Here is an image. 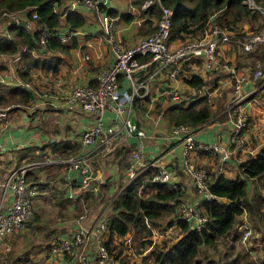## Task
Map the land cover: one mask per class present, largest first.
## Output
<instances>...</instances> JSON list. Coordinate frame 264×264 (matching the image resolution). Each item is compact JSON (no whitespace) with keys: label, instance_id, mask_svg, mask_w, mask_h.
Here are the masks:
<instances>
[{"label":"crops","instance_id":"crops-1","mask_svg":"<svg viewBox=\"0 0 264 264\" xmlns=\"http://www.w3.org/2000/svg\"><path fill=\"white\" fill-rule=\"evenodd\" d=\"M74 1L64 0L62 6H67V10L75 9L84 15L85 21L77 29L85 30V33L76 35L68 43H63L66 46L64 50H55L48 47L46 49L43 46L33 50V56L41 57L40 59L44 60L41 64L38 63L40 66L37 64L36 66H31L30 62L28 64L29 59L22 57V49L13 52L10 55L11 57L6 60L5 56L0 54V74L12 75L10 80L5 83H0V95L4 94L5 96V91L8 92L12 88H16L17 91L22 88L32 94L31 88L27 84L39 86L42 90L45 89L46 93L57 92V87H59V83L61 82L64 84L84 82L92 85L96 84L97 72L110 65L114 60V56L105 40L102 29L99 27L96 13L89 7L78 2L74 3ZM102 1V9L104 11L109 13V8H113L116 11L115 14H109L117 16V23L122 28L123 38L127 42L135 41L139 37L148 34L142 33L143 31H141L144 30L141 25L143 20L141 22L137 21L136 17H140L142 8L141 6L139 8L133 6V0ZM60 8L57 7L58 10ZM66 13L65 10L60 15L61 33L71 28L66 22ZM122 13H128L131 17L123 19ZM15 15H17L18 21H25V18L19 17V12L15 13ZM6 28L9 30V26H6ZM179 42V40H174L172 44H178ZM226 50L227 45L221 47L217 52L220 60L221 58L229 57L225 54ZM230 54L233 55L232 53ZM16 55H19L18 60L14 59ZM85 55L89 56L86 60L83 59ZM18 61L20 62L16 64ZM205 67L202 60L197 59V61L195 60L192 64L187 65V71L203 75L206 78L208 77V72L211 71L206 68L208 72H204ZM40 74L46 76L41 77L39 80ZM168 82H171V80L162 73L158 78L152 80L150 94L145 98L134 101L135 116L141 117L140 119H143L144 115L150 117L148 119L149 125L146 127L147 135L143 138H139L132 133L127 135V131L124 129L125 135H122L121 139L115 140L113 147L109 149H105V146H100L97 142H93L84 147L81 145V132L94 122V115L85 111L78 103L57 107L40 106L32 110L27 109L25 106L22 107L24 104H20L19 106H13L5 116L0 117V178H3L7 171L16 165L26 160L38 159L44 153L55 159V161L42 167H32L27 171V179L36 183L38 187L34 215L27 222L28 228L25 226L27 230H30V226H32L34 228L33 232L35 233L36 240H32L31 245L37 244L35 245L37 249L35 250L36 252L30 251L28 255L31 260V257L35 256L32 262H35V264H82L80 262L74 263L70 255L65 257L54 256L53 258L48 256L47 246L56 238L69 237L80 226L93 227L105 215L108 217L111 215V202L113 198L121 189L130 183V178L125 170L128 164V156L135 147L142 152L147 160L157 159L161 165L172 168L175 171L177 180H179L178 183L183 191L181 200L188 203L201 202L196 196L192 179L186 172L185 167H183L179 151L180 147L176 145L175 141L169 139L172 123L168 122L164 115V110L172 102L176 101L168 98L163 99V96L159 95V87L167 85ZM222 83L223 87L227 85V81ZM254 83L258 84L257 81L250 79L244 86L245 90L249 92L253 88L256 91L257 88L254 86ZM179 84L183 87L180 82ZM183 89V96L194 99L202 92L204 93L206 86L202 87L199 92V90L190 87L185 82V88ZM258 89L260 88L258 87ZM251 94L248 96L250 102L247 104L248 120L252 116H256V125L252 128H246L244 134L247 140L250 136L253 137L254 140L251 141L252 149H250L251 147L249 145L246 148L251 154H254L264 143V106L262 108L253 107ZM6 96H9V94ZM20 108L23 109L21 110ZM103 117L102 125L105 128L109 124L116 122L113 118L114 112L110 108H106ZM211 118L204 125L193 128L197 133L201 129H206L207 132L204 135L208 136V142H227L231 146L229 142L230 125L226 118L223 121L218 120L217 122H211ZM123 139L128 140V143H120ZM80 152L89 153L91 156V183L92 186L97 187V190L81 188L77 171L72 169L68 170L65 165L59 162V159L62 157ZM206 152L204 156L199 155L197 152L192 153L190 158L196 165L199 164L206 167L211 164L213 170L217 167L218 173H223L227 177L233 178L227 174V171L223 167L224 164H235L231 157L228 161H224L221 164L218 153ZM246 158L242 159V161ZM214 159H216L219 167L212 164L213 161L211 162V160ZM174 165L177 167L176 170L173 167ZM66 179L68 181L67 183ZM47 187H51L50 192L45 190ZM42 194L47 196L42 197L39 202L51 199L50 202L56 208L54 214L50 215L47 211H43L42 215H37L38 209L41 208V205H37V200ZM1 195L2 189L0 186V206H4L9 203L11 196L8 193L7 197L2 200ZM102 197L103 199L99 201ZM82 213L84 216L81 217ZM131 234V230L124 236H119L114 233L112 234V240L115 237L125 238L127 240L126 237H130ZM109 236L110 232L106 227L101 233L102 241L107 240ZM105 237L107 238L105 239ZM18 238L19 236L13 237L12 234L8 235L5 244L0 245V250H10L11 244L13 247L20 245ZM95 251L96 243L93 239L90 240L85 251L88 259L87 264H95V260L93 259ZM112 263L113 261L109 264ZM24 264L29 263L25 262Z\"/></svg>","mask_w":264,"mask_h":264},{"label":"built area","instance_id":"built-area-1","mask_svg":"<svg viewBox=\"0 0 264 264\" xmlns=\"http://www.w3.org/2000/svg\"><path fill=\"white\" fill-rule=\"evenodd\" d=\"M81 3L89 7L96 13L99 27L102 29L105 40L110 47L114 60L110 65L100 69L96 74V84L88 82L64 84L59 83L57 92L46 93L41 87L31 88L34 97L24 106L27 109H35L40 106H64L66 104L78 103L88 113L94 115V122L83 129L81 132V145L88 146L97 142L105 149L113 147L115 140L121 139L122 135L130 134L128 129V116L134 114L136 120L137 134L139 138L147 135L146 127L149 125L147 115L141 117L135 116L134 101L148 96L152 90L151 82L164 73L171 82L168 86L159 87V95L166 96L168 99L179 102L191 99L183 96V87L179 84L183 81L182 77L187 76V65L192 64L195 59H201L205 70L225 71L228 74L231 85L229 106L227 107V122L230 125L229 142L215 141L204 142L196 135V130L185 123L172 124L169 133V139L175 141L180 147V155L183 167L192 179L194 190L199 201L202 199L217 198L211 192L209 184V175L206 167L196 165L190 155L199 151H210L220 155V163L228 161L233 154V146L239 147L247 140L244 134L246 129L248 113L247 104L250 102L248 96L253 88L247 92L245 84L251 79L257 81L264 78V70L257 69L254 73H249V68L239 71L235 65H229L221 62L218 58V48L226 46L231 39V31L221 27L217 23H209L205 34L199 38L187 37L180 40L178 44H172L169 40L171 32L172 10L168 6L160 5V15L154 20L155 29L135 41L127 42L123 38L122 28L118 25L117 16H113L102 9V0H75L74 3ZM160 3V0H144L141 4L142 11H147L151 5ZM242 3L249 9L258 13L261 25L258 30L246 35V40L242 42L245 52L254 50L260 45H264V5L256 0H242ZM135 8V7H134ZM134 10V9H133ZM18 21L15 16L8 17ZM37 18L36 11H33L30 18H26L24 24L29 29H36L34 24ZM137 21L143 18L136 17ZM142 23V22H141ZM9 24H4L0 30L1 34H7ZM51 31L43 29L41 31V41L51 36ZM85 30L77 28H68L65 32L59 34L62 43H68L73 37L84 34ZM89 56L85 55L83 59ZM18 60L19 55L14 56ZM18 61L16 64H18ZM207 68V69H206ZM43 74L39 75V80ZM12 75L0 74V83L10 80ZM259 77V78H258ZM201 89L199 90V92ZM202 92L199 95H203ZM198 95V96H199ZM20 104H16L18 106ZM154 105V104H153ZM13 108L8 105L0 108V117L5 116ZM110 108L114 112V122L106 128L102 123L104 120V111ZM120 143L127 144L128 140L123 139ZM174 143V144H175ZM233 144V146H232ZM55 161L50 155L44 153L42 157L24 162L11 168L2 178L0 186L2 189V200L10 193V201L4 206H0V245L5 244L8 235L21 232L34 215L35 199L38 191L36 183L27 179V171L32 167H42ZM59 162L67 167L68 170H75L80 178L81 188L97 190L92 186V166L89 153L80 152L70 154L59 159ZM149 172L146 173V171ZM130 181L139 175H150V181L163 183L168 188L179 187L176 173L172 168L161 165L157 159L147 160L141 151L136 147L132 149L128 156V164L125 170ZM66 179V183H67ZM175 212L180 218L190 222L191 228H200L205 224L206 217L203 214L200 202L188 203L179 200L175 207ZM84 216L82 213L81 217ZM108 216L101 218L93 227H78L72 235L66 238H56L48 245V256H71L75 262L87 264L88 259L85 255L90 240H95L96 251L93 259L95 264H121L110 254L108 248L102 241L101 233L106 228ZM242 230L241 240L245 242L252 233V227L243 214L239 224ZM153 231V241L155 236ZM151 235V237H152ZM131 240L130 237H126ZM126 240V239H125Z\"/></svg>","mask_w":264,"mask_h":264},{"label":"trees","instance_id":"trees-1","mask_svg":"<svg viewBox=\"0 0 264 264\" xmlns=\"http://www.w3.org/2000/svg\"><path fill=\"white\" fill-rule=\"evenodd\" d=\"M63 1L0 0V14L19 12V17L26 19L31 17L33 11L37 13L36 29H29L25 24L8 25V33H0V54L22 49V57L29 59L28 64L30 62L31 66H36L44 60L33 56V50L41 46L46 49H66L59 39L60 15L66 10L65 19L71 28L82 25L85 18L81 12L75 9L67 10V6L63 7ZM256 1L264 5V0ZM142 2L143 0L132 1L133 6L137 8ZM160 5L168 6L172 10L169 40L185 36L199 38L205 34L211 22L237 34L241 33L243 22L252 24L255 30L261 25L258 13L244 5L242 0H160V3L151 5L146 12L141 11L140 16L143 18L141 25L144 29L141 30L142 33H150L155 29L154 20L160 15ZM57 7H61L60 10ZM108 12L116 13L113 8H109ZM128 17L131 15L122 13L123 19ZM256 19L257 24L253 25ZM43 29L50 30L52 33L42 42L41 31ZM254 53L252 50L248 53L253 60L249 66L247 65L249 71L255 69L254 64L257 60L255 58L259 55ZM221 60L223 61L222 58ZM237 63L241 64L240 59H237ZM204 72L208 71L204 70ZM204 77L188 71L183 79L196 90L206 86L204 95L197 96L188 102L185 100L172 102L164 110L169 123H185L198 128L213 116V99L210 100L213 96L211 94L213 89L210 85L216 86L218 78L217 76ZM257 83H263L261 89L264 90V78H259ZM167 86L168 83L162 85L163 88ZM8 92L5 91V96L0 95V104L9 102L26 104L34 97V94L22 88L18 91L12 88ZM8 94L9 96H6ZM249 121L247 120V125ZM197 153L204 156L207 152ZM238 167L239 172L233 178L218 172L210 176L211 173L208 172L210 190L217 198L201 200L200 206L206 221L198 229L191 228L190 222L180 218L175 212L176 204L183 195L180 186L171 189L163 183L144 180V175L133 178L111 202L112 212L106 223L110 236L104 242L110 254L116 260L124 259L122 248L112 242V234L124 236L133 229L135 234L131 239L136 240L137 244L130 243L136 247L135 251L142 253L151 247L147 253L142 255L140 264H264V253L259 254L257 258L252 256V251L257 249L256 247L247 246L241 250L237 249L235 244L241 240L242 230L239 224L243 214H246L252 229L262 230L264 233V193L262 191L264 189V143L256 153L250 154L240 162ZM249 183L252 184L251 191L248 190ZM170 214L173 215L167 219ZM168 227H178L179 234L174 238L169 237L170 234H168L163 237L165 239H162L160 246H155L159 244L152 241L153 231H162ZM170 239L172 240L169 241ZM248 239L245 242L241 240L242 244L246 245ZM35 245L37 244L31 247ZM30 251L31 248L28 247L19 256L14 257L12 262L35 264L28 256Z\"/></svg>","mask_w":264,"mask_h":264},{"label":"rangeland","instance_id":"rangeland-1","mask_svg":"<svg viewBox=\"0 0 264 264\" xmlns=\"http://www.w3.org/2000/svg\"><path fill=\"white\" fill-rule=\"evenodd\" d=\"M6 16H9V17L10 16H15V13H13V14L1 13L0 14V30L2 29L4 24L10 20V18H6ZM15 17H17V16H15ZM257 21L258 20L256 19L253 25H256ZM34 24L36 26V21L34 22ZM256 30H258V29H256ZM256 30L252 27V24H249L248 22H243L242 23V31L239 34L235 33L232 30H230L232 35H231L230 42L227 44V50L225 51L226 56H229V57H225L223 59V61L221 60V62H226L229 65H235L239 71H242V69L243 70L247 69V67L249 66V64H251V62H253V60H252L251 56L248 55V53L251 52V51L245 52L244 49H243V46H242V42H244L246 40V35H248L251 32H254ZM187 37H189V36H185L183 38H177V39H174V40H179L180 41V40H183V39H185ZM174 40H171V41H174ZM261 50H262V54H260ZM252 52L253 53L255 52L254 53L255 55H256V53H258L259 55H258V58H255V59H257V60H255V64H254V66H255L254 68L255 69L249 71V73H254L257 69L264 70V45L258 46L257 48L254 49V51L252 50ZM12 53L13 52L8 51L6 53H1V54L3 56H5V60H6L9 57H11L10 55ZM230 53H232L233 55H231ZM231 57H233V58H231ZM237 59H240V61H241L240 65H238ZM24 65H25V63H24ZM24 65H23V67H24ZM243 67H245V68H243ZM219 71L220 70L214 71L212 73L208 72V74H209L208 78H210L211 76H217V78H218V83H217L216 86L212 87V85H210V88L214 90V92H213L214 96H212L210 98V100L213 99L212 108L214 110V114H213V116L211 118V122H214V121L217 122L218 120L223 121L225 118H227L226 110H227V107L229 106L228 102H229L230 88H231V85H230V82H229V77H228V74L225 71H223V72H219ZM44 76H46V75L43 74L42 77H44ZM225 81H227V85L223 87L222 86L223 85L222 82H225ZM181 84L183 85V88H185V82L181 81ZM254 86L257 89H256V91L253 90L254 92L252 91L253 94H251V96H252V101H251L252 106L256 107V108H262L264 106V90L261 91L263 83H261V84L260 83H258V84L254 83ZM33 87L34 88H39V86H33ZM258 87L260 89H258ZM162 98L166 99V96H163ZM9 103L0 104V108H4V107H6L8 105L16 106V104H9ZM22 107H24V105H22ZM20 109L22 110L23 108H20ZM38 112H40V111H38ZM255 120H256V116H252L250 121H249V123H248V125H247V128L254 127L256 125ZM206 132H207L206 129H201L200 132L197 133L198 138L200 140L204 141V142H208L209 141V140H207L208 136L204 135V134H206ZM253 140H254L253 137L250 136L249 139L247 141H245L242 146L233 148L234 151H233V154L231 155V159L234 160L235 164L234 165H228V164L227 165H225V164L223 165L224 170L227 171V174L229 176L234 177L239 172V167H238L239 163L242 162V159L246 158L248 155L251 154V152L249 150H247L246 147L249 145L251 147L250 149H252L251 141H253ZM27 161H32V159L26 160L24 162H27ZM212 161H213L212 164H215L216 166L219 167V165L217 164L216 159L211 160V162ZM24 162H22V163H24ZM22 163H20V164H22ZM16 166H18V165H16ZM199 166H202V165H199ZM211 166H212L211 164L206 166L207 171L209 173H211L210 176L213 173H216L217 170H218L217 167L215 168V170H213ZM173 167L176 170L177 167L175 165ZM147 172H149V170H147L146 173ZM0 179L2 181V177ZM143 179L144 180H150V175H144ZM142 184H143V182H142ZM251 189H252V184L249 183L248 190L251 191ZM45 190L50 192L51 191V187H47V188H45ZM262 191L264 193V189ZM45 196H47V195L42 194V196L39 197L38 200H37V205L38 206L41 205V208L38 209L37 215L38 214L42 215L43 211H47L50 215H52L56 211L55 205L50 202L51 199L46 200L44 202H39V200L42 197H45ZM144 196H146V195H144ZM102 199H103V197L100 198L99 201H101ZM40 210H42V211H40ZM172 215L173 214L168 215L167 219L170 216H172ZM35 224H36V221H35ZM26 226L28 228V223H26ZM27 228L25 230H23L22 232L18 233V234L17 233L16 234H12L13 237H16V236L18 237L19 236L18 241H19L20 245H17L15 247H13L12 244H11V249L10 250H8V251H1L0 250V264H15L14 262H12L14 257L19 256L28 247L31 248L32 252H36L35 250L37 249L36 248L37 246H34V247L30 246L31 243L33 242L32 240H36L35 236H34L35 233L33 232L34 228L32 226H30V230H27ZM131 231H132V234L130 236V239L135 234V230L132 229ZM155 233L156 234L154 236V238H155L154 241H153V235L151 237L152 241H153V243L156 242L157 244H159V245H155V246H160V243H161L162 239H165L163 237H165L168 234H170L169 237L172 236V238H174V237H176L179 234V231H178V227H168V228H165L162 231H157L156 230ZM106 238L107 237H105V239ZM220 239H222V238H220ZM171 240L172 239H170L169 241H171ZM112 242L116 243V245H118L119 248H122V253L124 255V259L122 260V258H121L122 261L120 259H117L121 264H140V259H141L142 255L147 253L148 250L151 248V247H149V248L145 249L142 253H140V252L137 253L135 251V250H137L136 247H134L130 243V242H132L133 244L136 245L137 244L136 240L131 239V241L130 240L129 241L128 240L125 241V238H117V237H115L114 240H112ZM23 244H25V245L21 248V246ZM235 244H236L237 249L239 248L241 250H243L242 248L247 247V246L256 247L257 249L252 251V256L253 257L255 256L257 258V256H259V254L264 253V233H263L262 230L258 231L256 229H252V234H251L250 238L248 239L246 245H243L241 240L236 242ZM49 245H50V243H49ZM31 258H32V260H34L35 256H32Z\"/></svg>","mask_w":264,"mask_h":264},{"label":"water","instance_id":"water-1","mask_svg":"<svg viewBox=\"0 0 264 264\" xmlns=\"http://www.w3.org/2000/svg\"><path fill=\"white\" fill-rule=\"evenodd\" d=\"M9 26L11 25H15V24H20V25H23L24 24V21H16V20H13V19H10L8 22ZM128 129L131 131L132 134H137V128H136V120H135V117H134V114L133 113H130L129 116H128Z\"/></svg>","mask_w":264,"mask_h":264}]
</instances>
